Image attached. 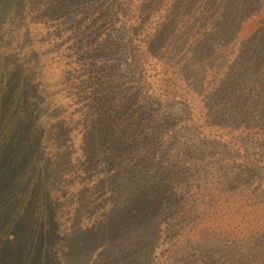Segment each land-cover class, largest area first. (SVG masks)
<instances>
[{
    "label": "trees",
    "instance_id": "trees-1",
    "mask_svg": "<svg viewBox=\"0 0 264 264\" xmlns=\"http://www.w3.org/2000/svg\"><path fill=\"white\" fill-rule=\"evenodd\" d=\"M123 1L0 0V264H98L97 240L103 235L109 250L99 264H153L152 251L165 234L178 237L175 258L180 248L185 255L191 250L183 255L187 264H264V163L259 159L264 114L258 125L250 120L239 80L256 98L255 107H262L264 89L255 81L257 63H250L247 44L240 40L232 50L231 65L209 87L204 109L211 110V126L239 123L233 127L256 131L236 146L230 140L170 142L181 164L169 157L170 145L156 156L159 135L152 111L139 109L134 94L113 77L121 66L109 58L122 45L112 33L103 36L98 30L109 21L108 7L125 12ZM146 1L136 0L137 10ZM208 4L213 5L205 0ZM263 4L220 0L211 10L207 42L231 36L236 22L240 34L247 17H239L252 9L259 17L251 35L263 45ZM53 21L62 22L55 32L61 26L68 30L67 47L86 66L87 74L74 85L67 81V63H46L43 41L49 44ZM263 55L258 53L260 59ZM68 84L74 86L71 96L64 92ZM80 100L87 113L82 129ZM173 124L170 117L163 119L165 127ZM234 153L239 162L232 160ZM208 167L221 176H204ZM97 173L102 175L94 181ZM95 184L107 193L113 212L86 226L79 220L80 207L90 209L87 191ZM190 191L205 194L190 201ZM62 208L68 210L65 226Z\"/></svg>",
    "mask_w": 264,
    "mask_h": 264
},
{
    "label": "rangeland",
    "instance_id": "rangeland-1",
    "mask_svg": "<svg viewBox=\"0 0 264 264\" xmlns=\"http://www.w3.org/2000/svg\"><path fill=\"white\" fill-rule=\"evenodd\" d=\"M180 1L182 0H147L145 7L137 10L136 0H125L123 1L125 2L123 5L125 12L117 13L115 7H108L109 21L101 24L100 29L98 28L99 34L107 36L106 33H112L122 45L120 51L113 52V56L109 58V62L115 61L121 66L119 73L113 77L121 83L123 89L134 94L136 106L139 109L144 108L146 111V108L149 107V110L152 111L151 117L154 123H157L156 128L159 135L156 156L175 140L179 142L180 146L188 145L194 141L196 144H203L210 140L220 144L230 140L232 142L230 145L236 146L241 145L245 134L256 131L255 128L245 131L243 128L233 127L239 123L229 124L230 126H224L226 124L211 126L207 117V113H210L211 110L204 109V100L210 93L209 87L214 86L222 73L231 65L232 50L237 48L240 40L247 44L250 63H257L254 69L255 81L259 90L264 89V55L261 59L258 56L259 52L264 53V44L261 45L255 41L254 35H251L259 15L252 16L254 15L251 14L252 9H248L239 17V20L247 17V20L241 25L240 34H235L237 27L240 26L236 22L231 36H227L228 38L225 40L217 39L210 45L206 38L211 32V17L213 16L211 10L218 5L220 0H207L213 3V5L208 4V8H206L205 0H193L184 8L177 6ZM256 6L258 3L255 2L253 7ZM76 11V7L70 10L73 14ZM260 13L264 14V4ZM89 15L93 14L89 13ZM52 23L54 24L49 26L51 30L59 27L62 22L53 21ZM60 28L62 29L60 32L57 33L53 30L50 33L49 44L43 41L46 43L47 50L45 53L46 63H52L53 66H57L58 63H62V65L67 63L65 66V70L68 72L67 81L74 85L73 82L77 77L87 74L86 66L78 62L77 53L67 47L68 44L64 37L69 33L68 30L66 33L63 31V26ZM122 31L124 35H120ZM131 45L134 49L130 48ZM240 81L238 91L244 98L243 109L247 115H250V120L258 125L257 121L264 114V100L262 107H255L256 98L249 95L250 91L248 85L245 86L246 82H243L242 85ZM72 85L68 84L64 89L68 96L74 93ZM83 106L84 102L80 100V104L76 107L83 115V121L81 120L79 123L81 129L85 123L84 119L87 117ZM168 117L174 124L165 127L163 119ZM143 128L146 129V124L143 125ZM188 136L192 138H188ZM247 147L245 146V148ZM174 153L176 150L170 145L169 157H174L181 164L182 158L173 156ZM256 156L258 157V155ZM238 157L239 154L234 153L232 160L239 162ZM259 159L264 163V156ZM215 169V167L211 169L208 167L207 171L203 172L204 176L219 178L221 174L214 171ZM101 175V173H97L94 176V181ZM204 176L201 175L200 178L202 179ZM192 183L194 182H191L189 186ZM87 193L91 207L85 209L81 206L79 215V220H82L86 226L100 220L104 213L111 214L113 212L111 210L112 202H109L107 193L102 194L101 188H97L96 184L95 189L87 191ZM204 194V191H200L194 195V191H190L187 196L190 201H193L192 199L195 198L202 199ZM77 201L79 202V200ZM102 201H105L106 204H102ZM100 202V205H96ZM67 214L68 210L62 208V226H65L68 221L66 220ZM215 216V220L223 219L220 215ZM163 226L170 229L171 225L164 222ZM177 238L173 239L166 234L160 236L156 241L157 247L152 251L153 264H187L183 256L185 249L178 250L176 247L180 252L176 258L177 253L172 251ZM108 242L109 240L104 235L97 240L96 253L100 254L98 264L108 256ZM187 251L186 257L190 256L191 250L187 249ZM202 257L200 256V258ZM191 262L189 261V263Z\"/></svg>",
    "mask_w": 264,
    "mask_h": 264
}]
</instances>
